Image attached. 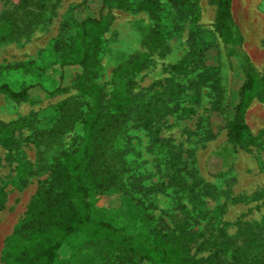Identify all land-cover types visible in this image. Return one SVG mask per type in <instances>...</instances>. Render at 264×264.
Segmentation results:
<instances>
[{
    "label": "trees",
    "instance_id": "16d2710c",
    "mask_svg": "<svg viewBox=\"0 0 264 264\" xmlns=\"http://www.w3.org/2000/svg\"><path fill=\"white\" fill-rule=\"evenodd\" d=\"M169 2L179 20L191 17L198 7L197 0ZM209 2L216 6L214 28L225 44L233 78L238 81L225 105L221 65L211 54L215 46L197 48L191 44L180 60L165 67L168 76L137 89L136 75L151 65L157 52L168 49L173 33L172 26L163 21L162 0H83L71 9L53 45L63 70L62 82L56 88L47 90L40 81L23 82L18 89L8 81L0 82V95L17 101L36 102L31 96L33 89L42 91L44 96L75 89L80 96L89 98L87 103L79 102L72 112H65V103L61 105V125L68 127L80 121L82 138L75 148L63 151L55 159L49 180L37 189L24 216L5 238L1 251L4 264H55L65 242L87 229L96 235L102 232L111 236L106 239V247L118 250L110 258L114 264H264V220L238 219L236 232L230 234L223 219L226 202L208 207L207 198L217 199L222 192L196 176L184 157L186 151L161 135L162 122L174 112L194 115L208 89L212 97L210 132L213 116L220 115L228 141L236 149L264 151V131L254 133L246 117L254 100L264 102V73L257 70L243 50L245 37L233 17V0ZM114 7L144 11L154 24L144 40L146 51L131 55L114 69V88L108 95L98 77L106 44L104 35L113 24ZM4 34L0 33V37H9L12 32ZM70 70L71 80L65 84L64 72ZM40 71L43 68L33 61L0 64V77L9 72L36 77ZM34 118L30 115L11 122L0 121V146L7 150V162H18L13 179L18 187L26 186L34 172L32 163L17 158L23 142L17 133L33 127ZM130 123L145 130L152 146L164 151L166 179L147 187L146 194L165 193L173 188L179 200L185 198L192 205V209L179 205L183 219L174 227L147 223L145 230L130 233L125 227L92 216L91 194L110 190L119 181L122 160L115 145L120 131ZM64 131L60 126L49 133L53 136ZM263 197L264 191L240 200ZM6 199L7 191L0 186V211L6 207ZM198 219L205 224L196 228Z\"/></svg>",
    "mask_w": 264,
    "mask_h": 264
},
{
    "label": "rangeland",
    "instance_id": "374dc122",
    "mask_svg": "<svg viewBox=\"0 0 264 264\" xmlns=\"http://www.w3.org/2000/svg\"><path fill=\"white\" fill-rule=\"evenodd\" d=\"M83 0H0V33L11 31L12 35L0 37V64L33 61L43 68L36 77L24 73L9 72L0 77L19 88L23 82L40 81L47 90H53L62 82L63 70L53 50L61 26L71 9ZM164 5L163 21L172 26L173 33L168 39V49L157 52L151 65L135 77L137 89H144L153 82L168 76L165 67L180 60L191 48L215 46L212 59L221 65L222 88L225 105L238 81L233 70L225 44L215 31L216 6L209 0H197V11L184 20L177 19L169 0ZM233 17L245 40L243 50L249 55L258 71L264 73V0H233ZM114 21L104 35L105 49L101 57L102 70L98 77L109 95L114 88V69L125 63L133 54L146 51L144 40L154 21L144 11L113 8ZM14 21V23H13ZM64 83L71 80L72 71L64 72ZM33 101H17L7 95H0V121L11 122L33 115V127L18 131L23 140L17 158H23L33 165L29 183L18 187L13 183L18 162H7V150L0 146V186L7 191L6 207L0 211V264L5 238L13 231L15 224L24 216L31 197L37 189L47 183L51 165L63 151H71L83 135L82 123L62 126L60 107L65 103V112H72L79 102H88L75 89L56 96L43 95L33 89ZM211 95L204 90L201 104L192 116L174 112L162 122V137L170 139L186 152L184 157L193 172L204 182L214 185L221 195L209 199L208 207L214 208L226 202L223 219L228 231L234 234L239 221H263L264 197L260 200H240L264 191V151L259 149H236L227 138L222 116H213V132H210L209 115ZM87 106V105H86ZM85 106V108H86ZM247 121L258 134L264 131V102L254 100L247 111ZM63 128L64 133L51 135ZM61 130V129H60ZM212 133L214 134L212 136ZM115 152L122 163L118 183L110 190L95 191L91 194L92 216L128 232L145 230L147 223L168 224L174 227L183 219L179 205H192L185 198L178 199L173 188L165 193L146 194V188L155 182L165 180L164 151L152 146L148 133L130 123L121 130L116 141ZM190 178V177H189ZM195 221V220H193ZM205 223L198 219L196 228ZM88 229L68 239L57 253L55 264H114L110 258L118 250L106 247V233ZM142 264H148L143 262Z\"/></svg>",
    "mask_w": 264,
    "mask_h": 264
}]
</instances>
